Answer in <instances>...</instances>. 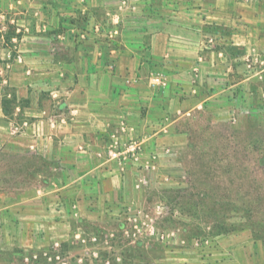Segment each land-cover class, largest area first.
Segmentation results:
<instances>
[{
    "label": "crops",
    "instance_id": "1",
    "mask_svg": "<svg viewBox=\"0 0 264 264\" xmlns=\"http://www.w3.org/2000/svg\"><path fill=\"white\" fill-rule=\"evenodd\" d=\"M17 4L15 55L0 54V162L18 167L0 187V222L19 224L11 237L69 236L56 229L94 217L88 206H112L132 174L148 180L155 160L189 141L188 121L238 112L236 88L246 103L251 81L260 93L264 67L249 62L264 61L260 0ZM131 142L142 145L138 161L120 163L112 153ZM250 238L218 236L209 264H264Z\"/></svg>",
    "mask_w": 264,
    "mask_h": 264
},
{
    "label": "rangeland",
    "instance_id": "2",
    "mask_svg": "<svg viewBox=\"0 0 264 264\" xmlns=\"http://www.w3.org/2000/svg\"><path fill=\"white\" fill-rule=\"evenodd\" d=\"M17 6L0 0V54L10 48L15 55ZM258 58L250 56V68L264 67ZM252 83L246 103L236 88L238 112L188 121L189 141L155 160L148 180L132 174L112 206H88L94 217L56 229L69 236L38 228L32 238L11 237L6 229L18 222H0V264H209L210 251L222 246L218 236L247 232L264 245V78L260 93ZM3 166L0 187L18 169Z\"/></svg>",
    "mask_w": 264,
    "mask_h": 264
},
{
    "label": "built area",
    "instance_id": "3",
    "mask_svg": "<svg viewBox=\"0 0 264 264\" xmlns=\"http://www.w3.org/2000/svg\"><path fill=\"white\" fill-rule=\"evenodd\" d=\"M163 79L162 78H155V84L156 85H161ZM142 153V145L139 142H131L127 146L125 151L122 152H113L112 155L117 159V160H129V161H137L139 158V155Z\"/></svg>",
    "mask_w": 264,
    "mask_h": 264
},
{
    "label": "trees",
    "instance_id": "4",
    "mask_svg": "<svg viewBox=\"0 0 264 264\" xmlns=\"http://www.w3.org/2000/svg\"><path fill=\"white\" fill-rule=\"evenodd\" d=\"M8 104H9V102H6V101L3 100L2 105H3V110H4L5 113H7Z\"/></svg>",
    "mask_w": 264,
    "mask_h": 264
}]
</instances>
